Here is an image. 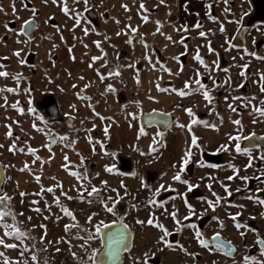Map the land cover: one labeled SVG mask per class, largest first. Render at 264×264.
I'll return each mask as SVG.
<instances>
[{
	"label": "rangeland",
	"instance_id": "1",
	"mask_svg": "<svg viewBox=\"0 0 264 264\" xmlns=\"http://www.w3.org/2000/svg\"><path fill=\"white\" fill-rule=\"evenodd\" d=\"M30 20L38 21L32 36L20 31ZM258 57H264V0H88L87 6L84 0H0V71L9 73L0 76V195L11 197L18 226L35 237H8L0 226V264H37L33 254L48 264L87 262L86 249H97L98 257L104 246L95 233L100 221L131 229L122 264H264V250L255 244L264 236V205L249 198L264 199V145L245 144L264 136L257 111L264 108V59ZM154 110L172 114L169 129L142 125L141 116ZM237 135L251 156L235 151L237 141L229 137ZM51 137L57 139L52 148ZM222 145L228 148L217 151ZM178 172L181 181L173 180ZM184 179L195 187L189 190ZM93 186L98 192L89 196ZM217 196L213 208L208 200ZM105 203L114 204L113 213ZM77 223L96 235L85 247L87 233L65 230ZM157 223L168 230L167 244ZM217 233L236 254L218 247Z\"/></svg>",
	"mask_w": 264,
	"mask_h": 264
},
{
	"label": "snow or ice",
	"instance_id": "2",
	"mask_svg": "<svg viewBox=\"0 0 264 264\" xmlns=\"http://www.w3.org/2000/svg\"><path fill=\"white\" fill-rule=\"evenodd\" d=\"M84 4L87 6L88 4V0H84ZM126 7V6H125ZM141 7L143 8V4H141ZM13 11H15V7L13 6ZM63 11L65 13H68L70 11L69 7L67 6V3L64 4L63 6ZM79 17H80V13L77 12L75 13V19H76V22L77 24L79 23ZM143 19L145 21L148 20V17L147 16H144ZM213 19H215V17H213ZM28 21H25V25H28ZM160 22L157 21V24H159ZM196 27H200L199 24L195 25ZM130 27V26H129ZM159 29H157L158 31ZM184 30L186 31V26L184 28ZM21 32H24L26 31L25 28H21L20 29ZM131 31L132 32H136L137 29L136 28H131ZM221 31H224L223 29V26H221ZM84 32L85 34H87L88 32V29L85 28L84 29ZM120 33H117V35H119ZM206 35L205 32L201 31L199 33V36L201 37H204ZM169 40H171V37L168 36L167 37ZM181 43H184V37H181ZM129 43H131V40H129ZM97 46H99V42H97ZM146 46V45H145ZM235 46V45H233ZM186 47V45H185ZM209 50L211 51V46L209 44ZM245 51H247V49H245ZM17 56L20 55V52L17 51L15 53ZM253 56H256V53H252ZM260 59H264V57H258ZM93 60H96V59H99V57H93L92 58ZM195 59L197 61H200V63H204L203 59L200 57L199 54H197L195 56ZM21 63H23V61H21ZM207 67V65H205ZM0 67H3L2 65H0ZM244 67H247V65H245ZM170 71V70H169ZM119 75V72L116 71L115 73L113 72H109L108 75L109 76H112V75ZM9 73L7 71H0V76H8ZM18 78V77H17ZM103 78V77H101ZM261 81H264V75L261 76ZM195 83L197 85H199L200 87H203V85L200 84V81L199 80H196ZM87 87V85L85 86ZM108 89L109 90H113V86L111 84H109L108 86ZM159 87V85L157 86ZM189 87V82H185V88H188ZM0 91H3V89H0ZM7 91H15V89H12V88H9L7 89ZM261 91L264 92V84H262L261 86ZM179 94L181 96H184L188 93H186L185 91L183 90H179ZM203 96L204 98L209 102L211 103L212 101V97L211 95H209V92L207 90H205L203 92ZM85 99H90V97H84ZM15 107V105H13ZM231 107V106H230ZM186 111H188V113L190 115H194L192 112H191V109H187ZM257 111L260 112V114L262 116H264V108H260V109H257ZM199 121L198 120H193L192 123H198ZM235 124L237 125H240L241 124V121L240 120H236L234 121ZM35 126V125H34ZM213 127H215V125H213ZM189 129H190V125H189ZM141 132H143V129H141ZM9 135H11V133L9 132ZM162 135V134H161ZM62 139H67L66 137H62ZM229 139L231 140H234V141H237L235 143V151L237 153H240V152H244L245 154L251 156V153H250V150L247 149V148H244L242 149L241 148V145L238 141H240L241 139H244V137L242 136H234V137H229ZM153 143H155V141H153ZM192 145L193 146H196L197 145V138L195 136L192 137ZM13 148H15V145L12 146ZM228 148V145H222L220 149H217V151L221 150V149H227ZM21 151H23V149H21ZM28 151L31 152V153H35V149L29 147L28 148ZM153 151H155V149L153 148ZM191 156V152L188 151L186 152L183 160H182V163H181V170L184 169V167L189 163V157ZM39 159V157H37ZM262 160H264V156H261L260 157ZM212 167H218V165H211ZM230 167H233L235 168L234 165H230ZM25 168H27V164H25ZM111 170V169H110ZM238 169H236V172L238 173ZM73 175H76L78 178H79V174L78 173H73ZM261 175H264V173H261ZM240 178L241 180H248L249 178L247 176H243V177H238ZM37 179H39V177H37ZM229 180L233 179V176H229L228 177ZM173 180H176V181H181V174L178 172L175 176H173ZM182 183H184L185 185L188 186V189H192L193 187H195V185L191 184L187 179H184L182 180ZM209 187H211L209 185ZM160 188H163V185L160 186ZM160 188H157L156 191H155V194L156 195H159V192H160ZM225 188L227 189V186H225ZM259 190V189H258ZM48 191H52V188H49ZM98 192V189L96 187H92L91 188V192L88 193L89 196H91L92 194L94 193H97ZM21 195H25V193H21ZM228 195H231V192H228ZM250 199H255L257 203L261 204V205H264V199H260L259 197H255V196H252V197H249ZM81 199H83V197H81ZM112 198L109 197V200H111ZM220 197L217 196L216 197V201L215 203L212 201V200H208V204L211 206V207H215L216 204H218L220 202ZM10 201H11V197L8 196L6 193L3 194V195H0V226L3 227V229L5 230V234L6 236L8 237H14V238H19V239H24V238H29V239H35V237H32L31 236V233L26 230V229H22L20 226H18L19 222L16 220V213L10 208ZM57 204L60 203V200H59V197L56 198V201H55ZM185 202L187 203V199L185 198ZM35 203V202H33ZM148 203L150 204H153V203H156L154 200L150 199L148 201ZM187 206H188V209H189V215H192L193 214V211H194V208H193V205L190 204V203H187ZM104 207L105 209L109 212V213H113L114 212V204L113 206H109L107 203L104 204ZM242 207V206H241ZM65 214L70 217L72 220H75V216L74 214L67 208V207H63L62 209ZM36 211H40V209H36ZM173 218L176 217V212H172L170 214ZM240 213H235L233 218H235V216H239ZM11 217L12 219V223H7L6 222V217ZM187 218V217H185ZM29 219H31L29 217ZM59 219V217H58ZM89 220L92 219V217L90 216L88 218ZM176 224L179 225L180 224V221L177 219L176 221ZM114 223H117V222H114ZM149 224H152L153 221L152 220H149L148 221ZM157 227L163 229V234L161 235L160 239L162 241H164V243H168V241L165 239V237L169 234L168 233V230L164 227V225L162 224H159L157 223L156 225ZM43 227V226H42ZM72 227H75L78 229V231H84L85 233H87V236L84 240V244L81 245V247H85V245L91 241V240H94L96 239V235H93L91 232L88 231V229L86 227H82L81 225H79L78 223L77 224H66L65 225V230L66 231H69ZM192 227H195V225H192ZM236 227H241V225L239 223H237ZM105 228H107V225L104 224L103 221H100L98 222L96 225H95V233L96 234H99L102 236V238L105 240V245H104V248L101 251V255L99 257H97L96 253H97V249L95 248H92V249H86V251H88L90 253V256H91V259L88 260L87 262H85L83 259H81L80 261V264H108V262H114L117 258H118V255H119V252H120V249L121 247L123 246V242H124V239H125V232L123 231L122 228H117L115 231H107L105 232ZM179 230V229H177ZM241 235H243V233H241ZM196 236L197 237H200L201 236V233L200 232H196ZM217 241H218V247L220 248H226L228 247V245L226 244V242L224 241H221L219 240V234L217 233ZM201 244H205V240L203 239H200L199 241ZM5 243L4 239H0V245H3ZM259 243L264 246V239H260L259 240ZM6 247L8 248H15L17 247V245H14V244H7ZM262 250H264V248H262ZM23 254V253H21ZM0 255H3V253H0ZM73 256L77 255L76 253H72ZM32 261L34 262H37V264H48L47 260H40V258L38 257L37 254H33L32 257H31ZM249 259H254V258H250V257H245V260H249ZM6 264H8V262L6 261Z\"/></svg>",
	"mask_w": 264,
	"mask_h": 264
},
{
	"label": "water",
	"instance_id": "3",
	"mask_svg": "<svg viewBox=\"0 0 264 264\" xmlns=\"http://www.w3.org/2000/svg\"><path fill=\"white\" fill-rule=\"evenodd\" d=\"M38 26L37 20H30L28 25H25L24 28L26 31H24L28 36H32L34 33V30ZM142 124L147 127V126H159L162 129H167L171 123H172V116L169 113H165L159 110H154L151 112L144 113L142 115ZM56 143V139L52 138L51 139V144L50 147H52ZM3 178V169L0 164V181ZM84 227V226H82ZM117 228H122L123 231L125 232V239L123 242V246L120 249L118 258L114 262H108V264H122L123 260V252L131 247V232L129 228L122 224V223H115L112 225L107 226L105 228V232L107 231H115ZM218 244V241H215ZM226 244H229L226 242ZM104 245H105V240H104ZM104 248V246H103ZM102 248V249H103ZM101 249V250H102ZM101 255V251L98 253V257Z\"/></svg>",
	"mask_w": 264,
	"mask_h": 264
},
{
	"label": "flooded vegetation",
	"instance_id": "4",
	"mask_svg": "<svg viewBox=\"0 0 264 264\" xmlns=\"http://www.w3.org/2000/svg\"><path fill=\"white\" fill-rule=\"evenodd\" d=\"M38 22V21H37ZM23 28H24V26H23ZM37 28V27H36ZM160 111V110H159ZM162 112H164V111H162ZM165 113H168V112H165ZM169 114H171V113H169ZM171 116H172V114H171ZM141 118H142V116H141ZM142 121V120H141ZM173 124V116H172V123H171V125ZM143 125V124H142ZM171 125L167 128V129H169L170 127H171ZM144 126V125H143ZM147 127H149V126H147ZM156 127H158L159 129H161V130H167V129H162V128H160L159 126H156ZM52 138H54V137H51L50 138V144H51V139ZM56 139V138H55ZM56 142H57V139H56ZM245 144L247 145V146H251V147H255V146H257V145H264V136H262V137H260V136H255V135H252V136H250L249 138H247V140H245ZM49 147H50V145H49ZM53 147V146H52ZM52 147H50V148H52ZM117 223H122V224H124V225H126L128 228H129V226L126 224V223H124V222H121V221H119V222H117ZM113 224H115V223H113ZM110 225H112V224H110ZM109 226V225H108ZM129 230H130V232H131V240H132V231H131V229L129 228ZM260 239H264V236H262V235H260V236H258L256 239H255V244H256V246L257 247H259L260 249H262V248H264V246H262L260 243H259V240ZM219 240H221V241H224V242H227V243H229V244H227L228 245V247H226V248H223V249H225L227 252H230L231 254H236L237 253V248L233 245V244H231L230 242H228L227 240H224V239H221V238H219ZM214 241H217V237L214 239ZM128 250V249H127ZM126 251V250H125ZM124 251V252H125ZM123 252V253H124ZM252 253H255V251H253Z\"/></svg>",
	"mask_w": 264,
	"mask_h": 264
}]
</instances>
